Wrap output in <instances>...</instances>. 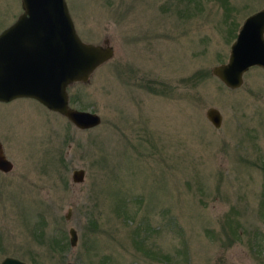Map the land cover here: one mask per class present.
I'll return each mask as SVG.
<instances>
[{"label": "rangeland", "instance_id": "rangeland-1", "mask_svg": "<svg viewBox=\"0 0 264 264\" xmlns=\"http://www.w3.org/2000/svg\"><path fill=\"white\" fill-rule=\"evenodd\" d=\"M66 2L83 41L113 47L67 87L69 105L101 121L79 128L35 98L0 101L13 162L0 170V260L264 264V68L236 88L211 70L264 0ZM22 11L0 0V31Z\"/></svg>", "mask_w": 264, "mask_h": 264}, {"label": "water", "instance_id": "water-1", "mask_svg": "<svg viewBox=\"0 0 264 264\" xmlns=\"http://www.w3.org/2000/svg\"><path fill=\"white\" fill-rule=\"evenodd\" d=\"M21 5L23 11L0 31V101L32 97L79 128L97 125L101 121L97 112L69 105L67 87L75 81H87L99 64L113 56V47L107 40L83 41L66 0H21ZM253 65L264 68V7L243 19L227 61L213 65L211 70L225 85L236 88L243 82V73ZM205 114L215 127L221 125L222 114L217 107L208 106ZM12 167L0 141V170L8 172ZM84 174V168H75L71 178L80 182ZM68 232L70 244L75 245L76 228L70 226ZM0 264L33 263L7 255ZM65 264L75 263L68 260Z\"/></svg>", "mask_w": 264, "mask_h": 264}, {"label": "trees", "instance_id": "trees-1", "mask_svg": "<svg viewBox=\"0 0 264 264\" xmlns=\"http://www.w3.org/2000/svg\"><path fill=\"white\" fill-rule=\"evenodd\" d=\"M56 243L59 245V244H62V241H60V242H57V241H56ZM263 249H264V247H263Z\"/></svg>", "mask_w": 264, "mask_h": 264}]
</instances>
